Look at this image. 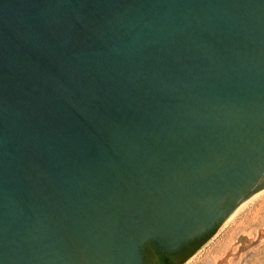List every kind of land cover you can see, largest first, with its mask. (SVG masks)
<instances>
[{"label":"water","instance_id":"1","mask_svg":"<svg viewBox=\"0 0 264 264\" xmlns=\"http://www.w3.org/2000/svg\"><path fill=\"white\" fill-rule=\"evenodd\" d=\"M262 191L264 0H0V264H144Z\"/></svg>","mask_w":264,"mask_h":264},{"label":"rangeland","instance_id":"2","mask_svg":"<svg viewBox=\"0 0 264 264\" xmlns=\"http://www.w3.org/2000/svg\"><path fill=\"white\" fill-rule=\"evenodd\" d=\"M188 264H264V194L220 227Z\"/></svg>","mask_w":264,"mask_h":264},{"label":"flooded vegetation","instance_id":"3","mask_svg":"<svg viewBox=\"0 0 264 264\" xmlns=\"http://www.w3.org/2000/svg\"><path fill=\"white\" fill-rule=\"evenodd\" d=\"M226 219L221 225H215L214 228L201 237H197L181 247L165 252L155 241H148L142 247L144 264H188L203 248L212 241L217 234L218 226H224Z\"/></svg>","mask_w":264,"mask_h":264},{"label":"bare ground","instance_id":"4","mask_svg":"<svg viewBox=\"0 0 264 264\" xmlns=\"http://www.w3.org/2000/svg\"><path fill=\"white\" fill-rule=\"evenodd\" d=\"M264 194V191L255 194L253 197H251L249 200H247L245 203H243L234 213L233 215L227 219L225 225H228L231 223L238 215H240L245 209L250 207L255 201L259 200L261 196Z\"/></svg>","mask_w":264,"mask_h":264}]
</instances>
